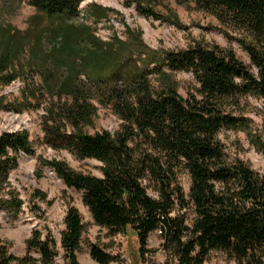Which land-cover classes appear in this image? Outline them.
I'll use <instances>...</instances> for the list:
<instances>
[{
  "label": "trees",
  "instance_id": "trees-1",
  "mask_svg": "<svg viewBox=\"0 0 264 264\" xmlns=\"http://www.w3.org/2000/svg\"><path fill=\"white\" fill-rule=\"evenodd\" d=\"M26 1L36 9L37 20L41 15L65 25L40 29L39 52L45 51L44 40L53 38L54 43L46 55L35 53L41 62L30 82L26 80L21 100L8 103L0 96V110L43 107V143L66 149L77 159L102 162V176H96L64 160L38 156L68 187L82 192L94 223L113 236L132 227L143 256L151 252L150 235L160 232L167 264H207L214 250L225 251L238 264H264V173L243 159H229L218 136L245 123L235 114L243 97L264 99V0H176L213 14L236 33L226 35L246 50L249 64L232 47L196 42L160 51L147 46L140 34L125 55L120 39L118 45L116 40L107 43L90 26L67 22L86 0ZM134 1L140 13L173 19L182 27L178 17L156 10L165 0ZM97 10L95 20L108 16V9ZM32 46L26 31L0 25V87L26 75L21 58ZM178 71L192 73L197 82L187 96L179 92L173 74ZM100 107L111 109L121 122L115 130L91 133L86 127L94 124ZM258 146L264 154V141ZM19 152L35 154L29 131H3L0 190L18 166ZM184 174L190 179L189 191L183 186ZM22 204L0 200V207L11 205L16 212ZM64 223L66 264H80L77 253L85 224L77 207L68 206ZM27 249L37 250L43 264H53L58 254L53 235L39 229L27 240ZM90 254L98 264L116 260L98 245L91 246ZM35 262L28 255L16 256L0 238V264Z\"/></svg>",
  "mask_w": 264,
  "mask_h": 264
},
{
  "label": "rangeland",
  "instance_id": "rangeland-1",
  "mask_svg": "<svg viewBox=\"0 0 264 264\" xmlns=\"http://www.w3.org/2000/svg\"><path fill=\"white\" fill-rule=\"evenodd\" d=\"M91 5L95 7L90 8ZM98 7L108 9L107 17L94 19L93 11ZM79 13L68 20L77 27L90 26L89 31L101 41L110 43L117 38L126 48L123 54H128V45L137 35L144 43L155 50L182 49L196 42L218 44L232 47L237 56L245 63H250V56L234 39L227 37L228 30L213 14L200 10L194 4L183 5L176 0H165L156 6V10L164 17H178L182 27L173 23V19H156L140 13L134 0H86L79 7ZM98 11V10H97ZM176 15V16H173ZM36 9L26 0H0V25L11 24L21 31H26L32 40V47L22 55L21 62L25 66V76L19 77L8 86L0 87V96L6 101H14L22 96V88L26 80L30 82L32 70L40 62L35 53L39 52L36 38L40 29L54 28L65 25L62 20H52L39 15ZM53 38L44 40L46 55L50 51ZM116 45L120 44L118 40ZM127 44V45H126ZM137 56V53L134 54ZM154 66V65H152ZM179 83V92L187 96L188 90L193 89L197 82L192 73L178 71L173 73ZM156 77H153V80ZM36 80L39 77L36 76ZM34 103L35 100H32ZM45 112L43 107L32 108V104L25 105L21 112L14 110H0V134L3 131L27 129L33 141L35 154L18 153V166L9 173L8 182L0 190V200L16 199L23 202L22 209L16 212L8 205L0 207V238L10 246L11 251L19 257L30 256L36 259L32 264H43L37 250L28 253L27 240L34 230L39 229L43 234L50 232L57 241V256L53 264H66L65 252L61 246L62 231L65 229L64 218L71 204L81 213L85 230L82 236V249L77 253L80 264H98L91 254V246L98 245L106 252L120 258L121 251L128 257L130 264H167L170 258L161 247L163 239L159 232L154 231L149 238L148 248L151 250L143 256L139 250L137 235L132 227L125 233L109 235L105 228L94 223L89 208L83 203L82 192L68 187L55 171L46 164H42L38 156L45 159H61L77 171L96 176H102V162L93 158L77 159L66 149L55 150L43 143L41 117ZM235 114L245 118V123L236 129H223L219 138L225 146L228 158L243 159L251 168L264 173V154L258 143L264 141V99L258 95H247L240 101ZM120 119L109 108L100 107L92 126L86 129L93 133L104 129L115 130ZM259 140L258 142H256ZM183 186L189 191L190 179L183 175ZM45 195V199L42 198ZM2 204V203H1ZM207 264H238L225 251L214 250L210 253Z\"/></svg>",
  "mask_w": 264,
  "mask_h": 264
},
{
  "label": "built area",
  "instance_id": "built-area-1",
  "mask_svg": "<svg viewBox=\"0 0 264 264\" xmlns=\"http://www.w3.org/2000/svg\"><path fill=\"white\" fill-rule=\"evenodd\" d=\"M121 252L122 253L120 255V258L117 259L116 257V260L111 261L109 264H130V260L128 259V257L123 253V251Z\"/></svg>",
  "mask_w": 264,
  "mask_h": 264
}]
</instances>
